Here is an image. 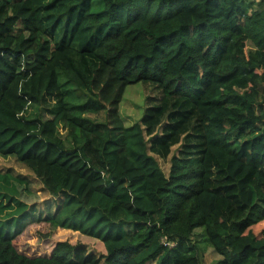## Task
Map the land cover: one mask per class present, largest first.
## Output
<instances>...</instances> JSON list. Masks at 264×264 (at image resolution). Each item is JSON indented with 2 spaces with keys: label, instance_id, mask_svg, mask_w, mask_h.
<instances>
[{
  "label": "trees",
  "instance_id": "16d2710c",
  "mask_svg": "<svg viewBox=\"0 0 264 264\" xmlns=\"http://www.w3.org/2000/svg\"><path fill=\"white\" fill-rule=\"evenodd\" d=\"M138 83L160 99L126 127ZM0 156L55 208L0 264H205L196 229L214 264H264V0H0ZM32 223L105 252L28 257Z\"/></svg>",
  "mask_w": 264,
  "mask_h": 264
},
{
  "label": "rangeland",
  "instance_id": "374dc122",
  "mask_svg": "<svg viewBox=\"0 0 264 264\" xmlns=\"http://www.w3.org/2000/svg\"><path fill=\"white\" fill-rule=\"evenodd\" d=\"M98 9L99 5L96 3ZM160 92L151 84H134L126 87L118 107V116L124 126L138 123L145 111L158 103ZM170 149L167 159L156 156L165 171L168 160L177 149ZM54 205L35 175L13 156H0V235H11L21 224L37 219L54 211ZM16 239L21 241L18 252L28 257L49 255L57 243H68L85 250L88 255L104 254L102 244L93 238L80 235L68 229L53 228L46 230L41 237L37 235V227L33 223ZM47 235V236H46ZM35 236V238H33ZM191 240L199 247L205 264H214L221 258L208 243L203 229H196Z\"/></svg>",
  "mask_w": 264,
  "mask_h": 264
}]
</instances>
